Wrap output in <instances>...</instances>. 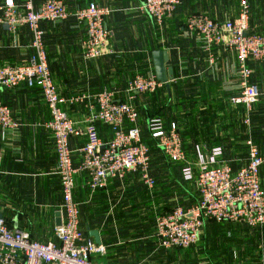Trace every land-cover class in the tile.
I'll list each match as a JSON object with an SVG mask.
<instances>
[{"label": "crops", "instance_id": "1", "mask_svg": "<svg viewBox=\"0 0 264 264\" xmlns=\"http://www.w3.org/2000/svg\"><path fill=\"white\" fill-rule=\"evenodd\" d=\"M33 1L39 6L45 0ZM62 1L70 16L60 24L44 22L40 27L57 91L63 98L79 100L65 107L78 126H85L87 106L98 94L113 91L116 101L124 102L129 96L128 84L135 76H155L152 52L163 50L168 54L166 67L174 73L169 87L163 84L153 94H135L133 101L142 140L150 148V175L156 181L155 188H146L138 173H129L122 180L108 179L105 189L91 192L84 174L78 173L73 192L79 205L81 230L105 249L103 256H93L95 263L163 264V252L155 236L156 217L177 205L189 208L196 203L197 194L192 183L182 180L180 166L169 163L149 139L147 119L159 115L167 124L175 123L183 149L193 161L196 146L204 154L222 147L223 158L233 171L243 166L240 148L244 142V112L242 107L230 105L232 94L227 88V83L237 81L235 56L221 48L207 52L183 31L186 18L192 14H205L215 21L236 17L238 1L234 8L228 5L230 0H182L161 31L140 11L142 0ZM91 2L113 11L106 23L114 38L106 47V53H112L89 61L82 47L85 29L78 26L72 13ZM251 11L252 30L264 32V0H251ZM31 45L28 28L8 31L0 27V67L26 64L34 54ZM211 56L213 65L209 62ZM249 66L251 83L257 85L264 105V62ZM0 103L10 108L19 124L14 131H0V218L8 228L28 232L35 241H55V215L60 213L62 195L55 174L57 158L52 136L45 128L50 119L48 109L36 88H0ZM181 109L187 114L186 123L185 118H180L184 115ZM208 114L217 118L212 120L206 117ZM257 116L262 115H252L259 122L256 126L261 127L264 120ZM95 125L103 143L111 140L108 127L99 122ZM259 130L264 131L262 127ZM248 133V138L262 147L264 134L254 136V130ZM85 141L84 137L70 138L74 167L80 163ZM260 150L264 154V149ZM260 181L264 191V164ZM90 232L97 233L99 244Z\"/></svg>", "mask_w": 264, "mask_h": 264}, {"label": "built area", "instance_id": "2", "mask_svg": "<svg viewBox=\"0 0 264 264\" xmlns=\"http://www.w3.org/2000/svg\"><path fill=\"white\" fill-rule=\"evenodd\" d=\"M182 0H142L140 11L147 14L158 31L166 20L172 18ZM236 17L215 21L205 14H192L184 23L187 38L200 44L209 52L221 48L235 56V84H230L234 94L229 99L232 107H242L247 114L259 98L256 85L250 82L251 63L264 62V32L250 28L249 0H238ZM108 7L88 3L72 13L78 26L85 29L82 43L86 60H94L112 53L107 50L114 38L107 26L112 14ZM70 16L62 0H45L35 6L33 0H3L0 2V27L8 31L26 27L31 33L33 56L23 65L0 67V88L15 90L26 87L38 89L50 119L45 128L50 132L57 158L56 176L60 181L62 205L61 225L54 229V240L46 243L33 240L28 232L13 230L0 218V264H98L93 256H103L105 249L86 237L80 227L79 205L74 201L75 177H86L91 192L103 190L108 179L122 180L126 174L138 173L146 188L153 189L156 181L150 175V148L143 142L139 115L133 105L135 94H153L163 84L153 74L135 76L128 84L124 102L115 99L116 92L104 91L87 106L85 126L75 123L65 109L77 99L63 98L57 91L47 64L41 24H60ZM214 58H209L213 65ZM228 88V87H227ZM110 129L111 140L103 143L96 123ZM249 126V118L243 120ZM19 124L10 108L0 103V131H14ZM149 139L173 165L180 166L182 180L195 187L196 203L189 208L177 205L169 212L156 217V239L163 249H188L197 245L207 223H242L249 227H264V191L260 169L264 156L251 141L248 158L242 167L233 171L223 157L220 147L204 154L196 146L194 161L183 149L178 126L167 124L159 115L147 119ZM84 137L80 149L81 160L73 166L70 138Z\"/></svg>", "mask_w": 264, "mask_h": 264}, {"label": "rangeland", "instance_id": "3", "mask_svg": "<svg viewBox=\"0 0 264 264\" xmlns=\"http://www.w3.org/2000/svg\"><path fill=\"white\" fill-rule=\"evenodd\" d=\"M249 3L251 8V0H249ZM228 5L234 7L237 5V2L236 0H230ZM248 22L250 28L255 29V27L253 26L251 9H250ZM251 76H252V71H251ZM251 76H250V82H251ZM227 87L228 88L230 87L229 83H227ZM228 92L229 94L230 93L232 95L234 94L232 91H228ZM262 97L263 96L259 91L258 101L256 102V104H254V106L252 107V111L249 114H247V112L243 109L244 112L243 116L245 118L248 117L250 120L249 126L244 125L242 123L244 129V139H243L244 142L240 148L242 149V154H243L240 158H244L243 163H245L246 158H248L247 142L251 141L254 143V141L251 138H248L249 136L248 132L254 130L253 133L254 136L259 135V132L264 134V131L259 130L261 127L262 129H264V125H261V127H257L256 125H259L258 124L259 122H257L254 119V117H252V115L254 114H261L262 116L261 117L257 116V119L262 118V120H264V112L258 113L259 111L264 110L263 107H261L264 105L260 103L263 102L261 100ZM230 98L231 97H229V99ZM186 108L187 107H185V109ZM185 109H181L183 111L182 114H184ZM195 110L197 111L198 108ZM206 117H210V119L212 120L217 118L216 116L211 114L206 115ZM180 118L183 119L185 118L184 123L188 121L187 114H184L183 116L180 115ZM260 147L261 146L258 147L259 150L260 149L263 150L264 143L262 144V147L261 148ZM220 148L223 150L222 147ZM262 155L264 156V154ZM149 168H150V164H149ZM160 249L163 252V264H264V227H249L242 223L210 222L204 226L201 235L199 237V240L197 242V245L185 250L178 248H171V249L160 248Z\"/></svg>", "mask_w": 264, "mask_h": 264}, {"label": "water", "instance_id": "4", "mask_svg": "<svg viewBox=\"0 0 264 264\" xmlns=\"http://www.w3.org/2000/svg\"><path fill=\"white\" fill-rule=\"evenodd\" d=\"M152 62L154 68V74L159 83L166 85L169 87V82L173 81L174 73L171 67H166V63L168 62V54L166 51L163 50H156L152 52ZM60 213L55 215V224L56 227H60L61 225V218ZM90 236H93L96 240V243L99 244L97 240V233L90 232Z\"/></svg>", "mask_w": 264, "mask_h": 264}, {"label": "trees", "instance_id": "5", "mask_svg": "<svg viewBox=\"0 0 264 264\" xmlns=\"http://www.w3.org/2000/svg\"><path fill=\"white\" fill-rule=\"evenodd\" d=\"M17 1V0H16ZM154 114V113H153ZM150 116H153V115H150Z\"/></svg>", "mask_w": 264, "mask_h": 264}]
</instances>
